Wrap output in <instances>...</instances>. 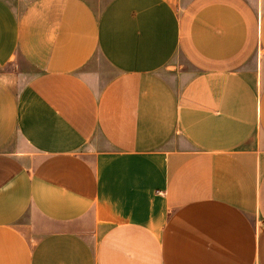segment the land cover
<instances>
[{
  "label": "crops",
  "instance_id": "crops-1",
  "mask_svg": "<svg viewBox=\"0 0 264 264\" xmlns=\"http://www.w3.org/2000/svg\"><path fill=\"white\" fill-rule=\"evenodd\" d=\"M0 264H264V0H0Z\"/></svg>",
  "mask_w": 264,
  "mask_h": 264
}]
</instances>
